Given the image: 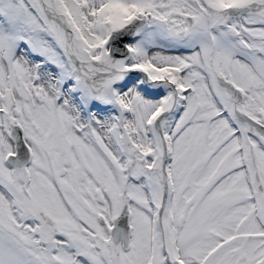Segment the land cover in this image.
Listing matches in <instances>:
<instances>
[{
    "label": "snow or ice",
    "instance_id": "6c2138e0",
    "mask_svg": "<svg viewBox=\"0 0 264 264\" xmlns=\"http://www.w3.org/2000/svg\"><path fill=\"white\" fill-rule=\"evenodd\" d=\"M0 264H264V0H0Z\"/></svg>",
    "mask_w": 264,
    "mask_h": 264
}]
</instances>
